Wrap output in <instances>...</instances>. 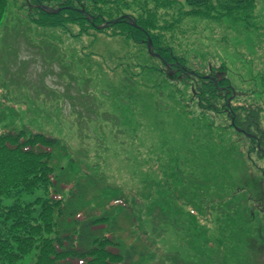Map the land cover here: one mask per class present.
<instances>
[{
	"label": "rangeland",
	"instance_id": "rangeland-1",
	"mask_svg": "<svg viewBox=\"0 0 264 264\" xmlns=\"http://www.w3.org/2000/svg\"><path fill=\"white\" fill-rule=\"evenodd\" d=\"M180 4L149 2L152 33L177 57L169 68L148 50L147 37L135 40L124 26L33 24L28 35L54 36L36 51L22 30L11 37L14 23L28 27L25 9L11 5L0 20V125L60 139L55 155L67 163L61 178L78 179L77 208H105L129 192V204L107 215L136 263L264 264V149L257 148L264 137V0L212 18L181 13ZM140 7L133 2L123 10L138 16ZM51 43L56 48L47 49ZM60 61L76 80L60 76L67 72ZM220 65L227 93L200 100L198 83L221 78ZM252 107L258 120L246 118ZM233 116L253 136L238 131ZM42 194L22 198L34 202ZM16 199L8 194L0 202ZM35 255L7 264H34Z\"/></svg>",
	"mask_w": 264,
	"mask_h": 264
},
{
	"label": "trees",
	"instance_id": "trees-1",
	"mask_svg": "<svg viewBox=\"0 0 264 264\" xmlns=\"http://www.w3.org/2000/svg\"><path fill=\"white\" fill-rule=\"evenodd\" d=\"M155 1L156 4L181 2L184 4H180L181 13L210 18L230 15L232 9L249 10L259 2V0H29V2L22 0L19 3V0H0V20L5 14L8 15L7 10L11 5L24 8L28 27L23 29L21 25L17 28L18 23H14L9 31L14 39L19 38L23 32L27 45L36 47L38 49L36 51H41L44 41L54 36L49 35V38L40 39L28 35L27 29H31L33 24L38 29L40 27L50 29L78 21L79 24L82 23L84 31L89 27L98 29L103 23L111 24L104 29L124 26L127 29H124L125 33L135 40L143 41L147 37V32L150 33L155 50L165 61L175 63L177 57L171 46H163L160 36L153 34L151 30L155 26L153 18L156 13L152 6H149V2ZM133 2L142 9L141 14L134 15L138 26H133L126 19L115 22L123 14H127L123 7H128ZM43 5L53 8L54 11L45 10L42 8ZM58 8L59 11L56 10ZM115 29L114 31L120 33ZM36 40L40 41L39 44ZM49 45L51 48L46 45L47 49H54L57 46L52 43ZM21 46V43L17 47L14 45L15 56L18 55ZM50 59L52 64L57 57L53 55ZM58 64L67 71L60 76L68 75L69 79L76 80L70 71V65L68 68L63 61ZM213 69V65H210L207 70ZM220 69L223 71L219 75L220 83L224 84L227 75L223 66L220 65ZM18 83H21L20 79ZM200 83L204 86L201 90L203 97H200V100L205 101L207 94L220 91L211 79L200 80L198 84ZM258 109L252 107L246 110L244 112L246 118L258 120ZM241 117L239 116L238 120ZM248 126L251 128L254 125L250 122ZM59 144L58 137L40 130L33 131L27 126L23 128L15 124L0 125V199L8 194L17 196L13 204L4 205L0 202V264L19 260L34 249H36L34 264H139L135 261L134 252L124 250L123 244L117 240L111 226L112 222H109L107 215L112 209L129 204V192L121 190L122 194L111 198L105 208L96 207L90 210L77 208L75 203L73 204V198L79 192L76 188L79 184L78 179L61 178L67 163H63L64 157L55 155ZM80 170L83 174L87 172L85 166ZM39 189L43 194L37 196L35 200L41 203L40 209L37 210L35 201H25L22 195L39 192ZM193 209L195 212L196 206ZM198 215L199 212L196 213V216ZM132 219L138 222L134 215ZM145 234L144 232V236ZM133 239L137 240L136 235Z\"/></svg>",
	"mask_w": 264,
	"mask_h": 264
},
{
	"label": "water",
	"instance_id": "water-1",
	"mask_svg": "<svg viewBox=\"0 0 264 264\" xmlns=\"http://www.w3.org/2000/svg\"><path fill=\"white\" fill-rule=\"evenodd\" d=\"M124 17L129 18L130 21L132 22V24L137 25V22L134 20V18H131L129 15H124ZM147 40H148V49H149V51H151L154 54V52L152 51L153 40L151 39L150 36L148 37Z\"/></svg>",
	"mask_w": 264,
	"mask_h": 264
},
{
	"label": "flooded vegetation",
	"instance_id": "flooded-vegetation-1",
	"mask_svg": "<svg viewBox=\"0 0 264 264\" xmlns=\"http://www.w3.org/2000/svg\"><path fill=\"white\" fill-rule=\"evenodd\" d=\"M222 87H225V86H222ZM257 148H259L260 152L262 153L263 149H264V144L263 145H258ZM256 264H258V262Z\"/></svg>",
	"mask_w": 264,
	"mask_h": 264
}]
</instances>
